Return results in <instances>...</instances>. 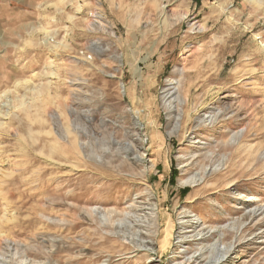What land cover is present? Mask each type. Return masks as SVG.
<instances>
[{
	"label": "rangeland",
	"instance_id": "obj_1",
	"mask_svg": "<svg viewBox=\"0 0 264 264\" xmlns=\"http://www.w3.org/2000/svg\"><path fill=\"white\" fill-rule=\"evenodd\" d=\"M263 164L264 0H0V264H174L183 209L226 223ZM129 219L148 257L110 231ZM249 243L224 264H264Z\"/></svg>",
	"mask_w": 264,
	"mask_h": 264
},
{
	"label": "bare ground",
	"instance_id": "obj_2",
	"mask_svg": "<svg viewBox=\"0 0 264 264\" xmlns=\"http://www.w3.org/2000/svg\"><path fill=\"white\" fill-rule=\"evenodd\" d=\"M169 90H171V89H169ZM172 95H174V93H172V92L167 90V92L163 96V99L167 103L166 107H167V109L170 112H172L173 111V107H175V106L170 105L171 101L169 100V97H171ZM174 99H176L177 102L180 104V97H178V96L176 97L175 96ZM207 112L209 113L208 118L211 121L219 119V122L221 120H222L221 122H223L222 118L227 114L226 113L227 109H224L218 117H217V114L212 109L208 110ZM168 114H174V113H168ZM172 117H173V115H172ZM174 119H175V117H174ZM205 120L206 119H203L202 123H204ZM230 120H231V118L227 119L228 122ZM242 128H244V126ZM242 137H243V134H241L239 131L230 132V133H228V137L226 136L227 139L226 140L224 139L225 141L223 142V144H225L227 146H231L232 145L231 143L238 142L240 139H242ZM89 145L90 144H88V146ZM129 147H130V145H129ZM132 147H134V146H132ZM99 149H100V147H99ZM96 151H97V149H96ZM125 151H126V149H125ZM261 151H262L261 148H259V150H257L254 160L258 159V155H259V153ZM112 153H111V155H113ZM126 154L127 153H125V155ZM135 155H136V153H135ZM209 158L210 157H208L207 155H204V157H203V159H206L208 161H209ZM136 159H137V161L138 160L141 161L142 157L138 156ZM226 159H227V157L225 158V155H223L221 159L216 160V163L214 161H212L211 162L212 164H210L211 167H209V170H210L209 175L214 174V175L223 176L224 173H222V174L219 173L220 170H222L220 166L224 167L226 165V162H227ZM128 160H129V158H128ZM205 165H206L205 163L202 164V168H201L200 171H197V172L193 173L192 175H190V176H188L186 178H184V177L180 178L179 179V183L182 184V185H184V184L194 185V184H198L199 183L198 181L205 180V178H206L205 176H207V174H208V172L206 171V166L208 164L206 166ZM224 179H223V181H224ZM230 182L231 183L229 185H227V188H229L230 186H232L234 184L235 185L237 184V183H235V182H237L236 180H232ZM195 198L196 197L194 196L192 198V200L195 199ZM232 198L234 199V201H238V204H239L236 207L238 209L237 214L234 217L233 216L230 217L229 220H226V223H220L219 225L217 224V225H211V226H207V225L204 226L205 223L203 222V218L199 214H195L194 217L192 218L193 220H196L195 222L189 223L190 222V213H191V211H189V209L187 207L183 209V211H182L183 215L181 217L182 218L181 230H180V232L178 234V238H179L178 239V246H177L178 254L173 259L176 262L174 264H186V263L187 264H224V263H227V262L232 263V262H234V259L236 258L237 249L241 246L242 240L244 238H246V237L250 238L249 245L254 244L255 241L257 239H259V238H264V198H261L260 196L258 197L257 195H254V194H242V191H240L238 189L236 190V192H232ZM133 206H134V203H133ZM96 210H97V208H96ZM92 211L95 212V209H93ZM89 212L91 213V210ZM95 213L97 214L99 212H95ZM92 214L93 213H91V215ZM114 214H118V213L115 212ZM132 217H134V216H132ZM107 218H110V217L108 216ZM136 219H138V218H136ZM102 220L106 221L107 219L106 220L102 219ZM114 220H112V221H114ZM155 220L154 219L150 220L152 225L154 224ZM71 222H73V221H71ZM116 222H118V221H116ZM116 222H113L114 225H115ZM119 222H122V220L119 221ZM123 223H124L123 226L122 225L119 226L118 223L115 226L110 224L111 225L110 226L111 227L110 231H114V233L116 234L115 236H116L117 239L119 237L122 238V239H128L129 243H131V246L129 247V249H131L132 252L137 251V250L140 249V247H142L143 250H144L143 254H145L148 257L149 256L148 252H149V250L152 249V241H153V237H154L153 235H155V228L153 230L148 229L147 232H151L152 235L149 233V236H147L145 233H141L140 229H143V225H142L143 223H141L140 221H137L135 219H129L127 222H123ZM153 227H154V225H153ZM186 228H191V230L187 231V230H185ZM97 229H98V227H97ZM124 229L128 230L129 236H125L124 237V235H121V236L118 235V232L122 231ZM146 229H147V226H146ZM206 229H209V230L206 231ZM211 229H212V232L209 235H207V233ZM102 230H103V228H102ZM189 232L192 233L190 235V236H192V238L189 241H195L196 246H197V247H193V246L190 247L191 248L190 250L188 248H186V246L184 247V243L186 242L185 239L187 238L186 234L189 233ZM105 234H107V233H105ZM120 234H122V233H120ZM99 236H100V234L98 235V237ZM163 245H164V241H163ZM193 248H195V249H193ZM196 251H199V252H198L197 255H194V253ZM217 252L223 253V256H220L221 255V253H220V255H219L220 257H218L216 255ZM188 253L190 255H187ZM225 254H228V255H227L226 260H223V257L225 256ZM50 255H51L50 264H57L58 262H56L55 260L52 261L53 260L52 256H54V255H52V254H50ZM250 260H251V262L248 263V264H255L256 259L253 256L251 257ZM98 264H100V263H98Z\"/></svg>",
	"mask_w": 264,
	"mask_h": 264
}]
</instances>
